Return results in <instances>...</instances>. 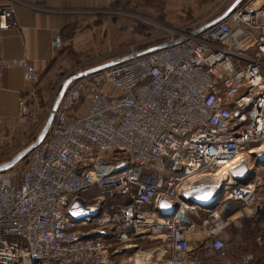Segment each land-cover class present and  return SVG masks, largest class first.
<instances>
[{
	"label": "built area",
	"instance_id": "built-area-1",
	"mask_svg": "<svg viewBox=\"0 0 264 264\" xmlns=\"http://www.w3.org/2000/svg\"><path fill=\"white\" fill-rule=\"evenodd\" d=\"M27 1L0 6V32L18 27L14 5ZM216 18L166 41L185 38L180 44L68 86L42 142L0 172V264H112L107 231L120 245L159 243L162 256L149 264H210L230 226L264 227L259 179L234 182L211 210L180 200L203 182L190 179L229 172L264 143V0H245L192 35ZM15 68L38 83L27 60L0 59V89L2 72ZM18 107L20 117L29 114L24 99ZM78 197L98 216L73 221L67 212ZM162 199L178 206L173 216L160 215ZM192 233L204 236L196 253Z\"/></svg>",
	"mask_w": 264,
	"mask_h": 264
},
{
	"label": "crops",
	"instance_id": "crops-1",
	"mask_svg": "<svg viewBox=\"0 0 264 264\" xmlns=\"http://www.w3.org/2000/svg\"><path fill=\"white\" fill-rule=\"evenodd\" d=\"M121 1L28 0V6L14 5L15 20L18 27L0 32V59L27 60L39 73V79L47 72L51 62L57 60V65L51 73L45 75L35 85L26 80L21 69H6L2 72L0 138H3L4 145H8V149L14 151L27 142L25 141V135L32 127L28 117L30 115H36L37 119L41 117L42 111L45 109L41 105L50 101V90L48 88L51 85H56L59 65L66 64V54L71 50L76 54L98 51V47L103 46L98 43L96 36V34L100 35L101 30H103V26L99 24L101 21H99L98 15L113 6H118ZM6 2L8 0H0V6ZM56 36H59L58 42L55 41ZM39 91L41 92L39 93ZM21 99L26 101L29 116H19L18 104ZM9 160L4 161L2 159L0 164H4ZM257 200L264 202V195L260 196L258 193ZM224 236L229 235L224 233ZM189 239L190 245L196 248L203 242L204 236L192 233ZM144 243L147 242H135L125 248L115 250L112 262L117 252L133 251V249L138 248V245ZM257 244L259 246L264 245V239L258 238ZM154 251L162 252V249L156 247ZM161 252L160 256L157 257L158 259L162 256ZM153 253H143L147 257L142 258L148 259ZM134 255L136 262H143V259L138 257L137 252Z\"/></svg>",
	"mask_w": 264,
	"mask_h": 264
},
{
	"label": "rangeland",
	"instance_id": "rangeland-1",
	"mask_svg": "<svg viewBox=\"0 0 264 264\" xmlns=\"http://www.w3.org/2000/svg\"><path fill=\"white\" fill-rule=\"evenodd\" d=\"M237 0H122L118 7L113 6L107 9L104 13L98 15L99 23L103 26L100 35L96 34L98 43L103 46L98 47V51H92L84 54H76L70 51L66 54V64L59 65L58 79L56 85L49 87L50 101L45 102L44 110L41 117L29 116V122L32 127L29 128L28 134L25 135L27 141L22 147L11 151L8 145H4L3 138H0V162L2 159L8 160L14 158L23 149L30 146L36 138H38L42 131L49 110H51L57 93L63 82L74 73L90 69L92 67L101 65L108 61L126 56L132 50L139 51L151 46L165 43L170 37L177 34L179 30L189 31L206 21L222 15L233 3ZM244 1V0H243ZM242 1V2H243ZM241 2V3H242ZM114 12H118L115 14ZM109 21V22H108ZM104 22V23H103ZM174 31V32H173ZM113 36V38H111ZM110 38V40H109ZM38 121H41L38 132H33V128ZM5 156H7L6 159ZM120 159H125L123 156ZM257 163L256 157H253L249 167L254 169ZM255 181L263 184V187H258L260 196L264 195V165H258L255 169ZM259 179V180H258ZM95 232H93L94 234ZM110 235V244L112 249L118 250L125 248L123 244L116 243L112 237L113 232L107 231ZM227 235H229L227 233ZM229 243L226 246V256L220 261H212L210 264H247L245 261L246 254L250 251L248 247H242L240 243L233 245L231 242V235L227 236ZM240 245V246H239ZM244 246V245H243ZM160 248L159 243L150 244V242L138 245V248L128 252H117L114 256L112 264H135V252L138 257L143 259V263H156L161 251L155 252V248ZM195 251V247L191 246ZM238 247V248H237ZM241 247V248H240ZM232 248H240V253L237 255L230 254ZM154 252L153 255L147 257L143 253ZM221 254V253H220ZM247 254V255H248ZM215 257L213 260H215ZM140 262V261H139Z\"/></svg>",
	"mask_w": 264,
	"mask_h": 264
},
{
	"label": "water",
	"instance_id": "water-1",
	"mask_svg": "<svg viewBox=\"0 0 264 264\" xmlns=\"http://www.w3.org/2000/svg\"><path fill=\"white\" fill-rule=\"evenodd\" d=\"M242 1L243 0H237L222 15H220L216 19L206 23L205 25L195 30L194 32H192V35H198L201 32L205 31L206 29L211 28L212 26L226 19L234 11L236 6ZM184 41H185V38H180V39L173 41L172 43L165 42L159 45L151 46V47L137 51L134 55L128 54L126 56L108 61L101 65L74 73L73 75L69 76L61 85L57 93V96L54 100L53 106L51 108V113L48 115L46 123L42 131L40 132L38 138H36L35 141L30 146H28L27 148L19 152L14 158L0 165V172L7 171L8 169L15 166L32 149H34L36 146H38L42 142V140L45 138V136L48 133L49 127L53 120L54 112L57 110L66 89L73 81L83 78L85 76H88L90 74H93L95 72L105 70L107 68L120 64L124 61L130 60L132 59L133 56L139 57V56L147 55V54L165 49L167 47L180 44ZM258 157H259V160L255 164L254 166L255 168L258 165H264V153H259ZM254 169H250L245 161H241L234 168L229 170V175L236 184L245 185L254 179V176H255ZM225 181H226V177H223V176L217 179H206L202 182L201 185L197 187H192L191 189L182 193V195L180 196V200L187 204L197 206L200 209L211 210L216 207L218 201L223 196V192H224L223 184ZM177 208H178L177 205H171L167 201L162 199L159 203L158 210L161 216L171 217L175 214V212L177 211ZM98 214L99 212L97 210L87 207L85 204V201L81 197L75 198L72 201L68 209V212H67V215L75 222H81L87 217H90V218L97 217ZM94 236H102V233L101 232L94 233Z\"/></svg>",
	"mask_w": 264,
	"mask_h": 264
},
{
	"label": "trees",
	"instance_id": "trees-1",
	"mask_svg": "<svg viewBox=\"0 0 264 264\" xmlns=\"http://www.w3.org/2000/svg\"><path fill=\"white\" fill-rule=\"evenodd\" d=\"M244 1L242 3H244ZM56 65H57V60L51 62L48 66L47 72H45V74L41 77V79L45 75L51 73L53 71V69L56 67ZM41 79H39V82ZM40 92L41 91H39V93ZM83 230H88V228H85ZM227 233L229 235H231V242L232 243L235 241L237 236H240L242 239V243L240 245H242V247H245V246L248 247V250L250 251L249 253H251L253 255V260L247 262V264H264V245L259 246L257 244L258 238L264 239V228L251 227L249 224L244 223L241 228H238L235 226H230L227 230ZM237 248H232L229 251L230 254H234V255L239 254L241 247L239 249H237ZM225 251L226 250L222 251L221 254L218 255V258H216L213 261L214 262L220 261L222 258H224L226 256V253H228ZM196 252L197 251H195V253Z\"/></svg>",
	"mask_w": 264,
	"mask_h": 264
},
{
	"label": "bare ground",
	"instance_id": "bare-ground-1",
	"mask_svg": "<svg viewBox=\"0 0 264 264\" xmlns=\"http://www.w3.org/2000/svg\"><path fill=\"white\" fill-rule=\"evenodd\" d=\"M174 32V31H173ZM259 153H264V143L262 144V146L260 148H258L257 150L251 152V153H247L243 156H240L236 159L235 162H231L230 164L227 165V167H233L236 163H240L241 161H245L249 167V163H251L253 157H256V160L258 162L259 160ZM250 168V167H249ZM252 169V168H250ZM211 176L207 177V178H201L202 176H196L192 179L189 180L188 183H195L198 180H206V179H217L220 177H226V181L224 182V192L226 191V193L228 194L230 190L234 189V181L231 179L229 172H227V168L218 170L216 173L210 174ZM239 185V184H238Z\"/></svg>",
	"mask_w": 264,
	"mask_h": 264
}]
</instances>
